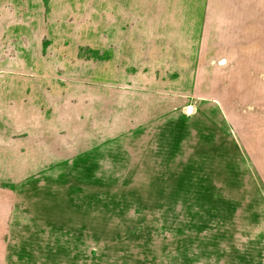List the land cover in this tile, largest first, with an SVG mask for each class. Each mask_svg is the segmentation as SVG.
Returning a JSON list of instances; mask_svg holds the SVG:
<instances>
[{
  "label": "rangeland",
  "instance_id": "374dc122",
  "mask_svg": "<svg viewBox=\"0 0 264 264\" xmlns=\"http://www.w3.org/2000/svg\"><path fill=\"white\" fill-rule=\"evenodd\" d=\"M2 1L72 95L0 101L5 243L45 244L49 264H264V0L115 22L102 0Z\"/></svg>",
  "mask_w": 264,
  "mask_h": 264
},
{
  "label": "crops",
  "instance_id": "0c3cea01",
  "mask_svg": "<svg viewBox=\"0 0 264 264\" xmlns=\"http://www.w3.org/2000/svg\"><path fill=\"white\" fill-rule=\"evenodd\" d=\"M15 1L17 6H14V13L18 14L25 11L30 3L35 0ZM56 2L59 4L56 6V9L61 10L60 12L66 9L63 3H68V0H56ZM165 2L179 3L177 0H102V6H105L104 11L108 13L107 17H103V21L107 18L109 21L115 22L116 14L112 15L111 12L121 13L137 10L162 12L163 10H167L166 7H160ZM1 3L0 101H12L13 107L23 108L25 111L32 107H71L68 103L62 105V102L70 100L72 95L67 94L64 96L61 92V84L58 83V77H55L59 73L53 70L51 63L48 62L49 56L53 58L52 52H48V57L45 55L44 33L40 38H36L37 33L40 31L31 30V21L27 18H16V15L14 16L10 11V7L7 6V1H2ZM72 3L75 5L74 9L77 11L76 7L79 5V0H72ZM98 5L100 4L97 3L94 7H99ZM144 5L145 7L142 8ZM72 8L70 6V9ZM41 20V18L36 20L38 22V30H41L43 27ZM118 20L122 22V15L119 16ZM31 33L35 36L32 39ZM119 36L120 34L118 33ZM31 44L33 46H30ZM51 50L50 48L49 51ZM30 59L35 61L33 66H30ZM80 84H82V91L84 92H82L81 97H86L85 84ZM23 115L26 119L28 118L24 120V123H29V115L24 113V111ZM2 230L3 228L0 226V264H49L46 257L47 249L43 246L45 244L34 246L18 243L6 244L2 238Z\"/></svg>",
  "mask_w": 264,
  "mask_h": 264
}]
</instances>
